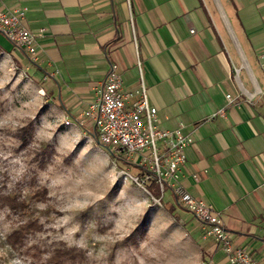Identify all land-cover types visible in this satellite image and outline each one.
<instances>
[{"label":"crops","instance_id":"0c3cea01","mask_svg":"<svg viewBox=\"0 0 264 264\" xmlns=\"http://www.w3.org/2000/svg\"><path fill=\"white\" fill-rule=\"evenodd\" d=\"M0 12L23 13L36 66L1 33L0 47L44 82L63 121L96 98L111 65L123 91L143 82L158 127L194 139L182 188L264 264V0H0ZM201 242L202 255L220 250Z\"/></svg>","mask_w":264,"mask_h":264},{"label":"rangeland","instance_id":"374dc122","mask_svg":"<svg viewBox=\"0 0 264 264\" xmlns=\"http://www.w3.org/2000/svg\"><path fill=\"white\" fill-rule=\"evenodd\" d=\"M1 43V42H0ZM1 45V44H0ZM2 46V45H1ZM58 108L0 47V264H215L193 217ZM92 133V134H91Z\"/></svg>","mask_w":264,"mask_h":264},{"label":"built area","instance_id":"2783aa9c","mask_svg":"<svg viewBox=\"0 0 264 264\" xmlns=\"http://www.w3.org/2000/svg\"><path fill=\"white\" fill-rule=\"evenodd\" d=\"M22 20L21 12H0V33L35 63V35L22 25ZM137 68L141 76L139 62ZM95 94L76 120L66 117L64 123L86 127L90 122L100 145L138 168L135 181L141 186L156 185L161 194L170 191L177 204L199 224L201 240L212 241L229 264H260L249 248L232 243L219 212L182 188L185 149L194 139L184 134L182 125L172 131L158 127L157 110L150 104L143 82L136 90L123 91L117 67L111 65Z\"/></svg>","mask_w":264,"mask_h":264},{"label":"trees","instance_id":"16d2710c","mask_svg":"<svg viewBox=\"0 0 264 264\" xmlns=\"http://www.w3.org/2000/svg\"><path fill=\"white\" fill-rule=\"evenodd\" d=\"M26 59H27V61H28V63H29L30 65H34V66H36V64L33 63L28 57H27ZM80 129H82L84 132L86 131V127H80ZM91 129H92V128H91ZM92 131H93V129H92ZM91 134H92V133H91ZM91 136H92L93 138H95L96 143H97L100 147H102V148H104L105 150H107V151L110 153V155L116 159L118 165L120 166V168H121L122 170H126V171H127V170L130 168V166H135V165L132 164L131 162L125 161V160H123L120 156H117L115 153L109 151L108 148H106V147L100 145V144L97 142V140H96V136H95V134H94V131H93V134H92Z\"/></svg>","mask_w":264,"mask_h":264}]
</instances>
